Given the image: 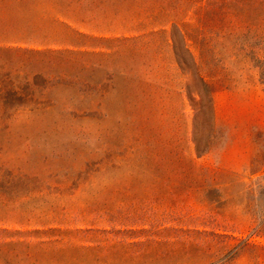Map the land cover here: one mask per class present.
I'll return each instance as SVG.
<instances>
[{"label": "rangeland", "instance_id": "374dc122", "mask_svg": "<svg viewBox=\"0 0 264 264\" xmlns=\"http://www.w3.org/2000/svg\"><path fill=\"white\" fill-rule=\"evenodd\" d=\"M61 2L93 22L70 24L86 37L74 51L91 56L58 64L0 53L1 85L40 74L54 103L0 128V264H264L257 71L230 63L199 4ZM242 8L263 23V0ZM42 26L39 36L58 42L60 30ZM172 26L188 37L172 40ZM76 82L94 89L81 95ZM97 104L90 117L65 110Z\"/></svg>", "mask_w": 264, "mask_h": 264}, {"label": "trees", "instance_id": "16d2710c", "mask_svg": "<svg viewBox=\"0 0 264 264\" xmlns=\"http://www.w3.org/2000/svg\"><path fill=\"white\" fill-rule=\"evenodd\" d=\"M11 1L14 2L18 9H22L23 2L27 0H0V30H6L5 34H0V53L12 54L14 58L34 57L50 62L55 60L61 64L70 57L91 56L92 54L84 52H75L74 50L81 49L75 43L77 37H84L78 32L74 31L70 24L80 22L81 25L93 24L85 20H75L69 16L61 15L62 18L70 21L54 22L52 25L56 26L60 31L59 35L55 36L58 42H46L47 36H39L40 29L43 24L47 22H23L10 7ZM94 1V0H92ZM96 1V0H95ZM109 1V0H104ZM119 5L125 0H115ZM132 6H136L137 1H145L155 6L162 5L166 2L171 4L185 3L187 5L199 4L200 7L196 11V15L202 24L204 31L210 28L222 38L226 47H228V59L232 65L243 68L249 67L251 70L257 71L260 84L264 85V17L263 23L251 12L245 9L235 10V6H244L245 4H253L258 0H130ZM264 1V0H263ZM143 2V3H145ZM142 4V3H141ZM113 6H117L114 4ZM264 16V15H263ZM256 18V20L254 19ZM154 21V20H153ZM87 22V23H86ZM95 23V22H94ZM112 23V22H105ZM130 21H125L124 25H131ZM28 30L31 32L28 33ZM178 36L181 42L185 40L186 35L181 34L177 26H172V40L173 37ZM58 43L59 47L65 48L63 50L55 51H40L32 50L33 46L47 47ZM175 48V47H174ZM183 55L187 56L189 62L194 65V60L187 50L183 51ZM175 57L179 65H181L180 54L175 53ZM45 58V59H44ZM243 66V67H242ZM67 78L65 75H60L56 79L61 80ZM201 83L203 79L199 78ZM49 79L40 74H35L29 77L23 84H0V128L8 130L13 124L21 120L37 119L41 114H46L47 111L54 108V103L46 98ZM74 86L77 92L81 95H90L91 86L76 82ZM100 105L94 109L85 111H74L69 108L65 109L69 112V116L83 115L90 117L97 112ZM12 175V174H11ZM16 179L12 178L14 182Z\"/></svg>", "mask_w": 264, "mask_h": 264}, {"label": "crops", "instance_id": "0c3cea01", "mask_svg": "<svg viewBox=\"0 0 264 264\" xmlns=\"http://www.w3.org/2000/svg\"><path fill=\"white\" fill-rule=\"evenodd\" d=\"M65 0H27L23 2L22 9H18L14 2L11 1L10 7L23 22H66L70 21L61 17L65 15L61 9Z\"/></svg>", "mask_w": 264, "mask_h": 264}]
</instances>
